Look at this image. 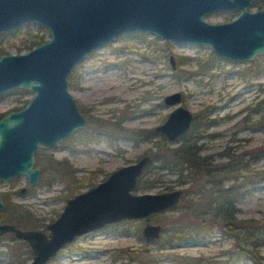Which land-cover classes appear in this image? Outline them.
I'll return each mask as SVG.
<instances>
[{
	"label": "rangeland",
	"instance_id": "1",
	"mask_svg": "<svg viewBox=\"0 0 264 264\" xmlns=\"http://www.w3.org/2000/svg\"><path fill=\"white\" fill-rule=\"evenodd\" d=\"M260 9L263 7L253 2L248 8L251 12ZM237 15L238 11L213 12L205 20L224 23ZM33 34L50 38L47 28L25 23L0 33V48L5 54L24 53L27 50L23 41ZM74 68L75 79L68 88L83 111L86 125L51 147L39 146L34 167L40 169V176L34 186L28 185L25 175L0 180L2 199L32 210L43 224L40 229L49 233L47 225L59 216L67 199L136 162L148 150L155 151L150 142L129 138L128 130L155 131L176 107L167 106L164 98L179 92L180 105L193 114V143L199 148V156L206 157L211 166H218L228 162L230 153L244 165L238 171L237 183L253 181L235 200L237 220H264V177H255L264 172V158L254 161L249 157L251 151L264 145V123L253 124L264 105V54L249 61H235L215 55L207 45L181 44L154 34L134 33L91 52ZM33 95L25 87L0 95V113L18 111ZM179 138L172 147L181 143ZM43 155L52 156V161H39ZM62 159L75 169L71 176L54 172L59 167L54 161ZM153 164L157 165L155 161ZM159 173L162 182L156 187L134 193H162L185 187L178 182L176 171ZM22 187L27 188L25 193L19 192ZM183 210L179 201L162 215H151L149 222L163 228ZM144 224L143 219L106 224L64 245L46 264H144L142 259H153L157 264H193L189 262L193 258L202 259L200 264H254L251 255L264 258V245L251 255L229 256L226 252L235 250L236 239L220 225L206 235L174 241L172 247L158 250L164 234L161 232L157 240H146L142 236ZM20 244L12 234L0 236V264H28L31 252Z\"/></svg>",
	"mask_w": 264,
	"mask_h": 264
},
{
	"label": "water",
	"instance_id": "2",
	"mask_svg": "<svg viewBox=\"0 0 264 264\" xmlns=\"http://www.w3.org/2000/svg\"><path fill=\"white\" fill-rule=\"evenodd\" d=\"M253 0H0V33L25 23L45 27L50 38L19 54L0 57V95L13 89L33 92L28 104L0 119V180L27 176L37 184L34 167L40 145L51 147L86 125L68 88L74 67L91 52L116 38L149 33L181 44L207 45L221 58L249 61L264 54V8L251 12ZM238 11L231 21L209 23L213 12ZM173 64V62H172ZM179 92L164 98L176 105L155 131L174 143L185 134L193 114L182 105ZM151 157L113 171L104 181L66 200L48 234L0 223V235L12 234L31 250L28 264H46L64 245L109 223L143 219L146 240L161 237L162 227L150 216L175 207L177 188L162 193L136 194L137 182ZM26 187L20 189L25 193ZM4 202L0 196V211Z\"/></svg>",
	"mask_w": 264,
	"mask_h": 264
},
{
	"label": "trees",
	"instance_id": "3",
	"mask_svg": "<svg viewBox=\"0 0 264 264\" xmlns=\"http://www.w3.org/2000/svg\"><path fill=\"white\" fill-rule=\"evenodd\" d=\"M253 5L258 6V8H264V0H254ZM47 40L42 34H33L24 40L23 44L25 50L28 51ZM4 54L5 52L0 48V56ZM75 75L76 69L74 68L68 78V87H72ZM28 102L29 100L25 101V105L19 108V110L24 108ZM80 111L83 112L81 109ZM5 115L7 114L0 113V119ZM89 123H92L90 119ZM263 123L264 105L262 106L260 118L253 124L263 125ZM209 125L207 124V127ZM128 131L129 138L136 141H148L155 150L152 152V149H150L145 153V155L151 154V160L145 167L143 174L139 177L136 190L156 187L158 182H162V175L159 173L161 170L176 171L178 182L185 186L182 189V196L180 198L184 210L180 216L164 224L162 228V233L164 234L163 244L158 250L172 247L174 241L206 235L215 225L225 228L226 233L233 235L236 239L235 250L233 252H226L229 256L236 253L251 255L253 251L264 245V220H237L236 218L238 210L234 206L235 200L238 196L244 194L245 190L253 183L252 180L251 183L249 180L246 184L237 183L239 179L238 171L244 167L241 160L233 159L234 156L227 153L228 162L218 164V166H211L207 162L206 157L199 156V148L195 147L193 143V133L195 132L193 123L190 130L179 138L181 143L176 147H172V143L168 142L164 136H161L154 130L134 129ZM43 156V159L38 158L39 161L44 159L48 162L52 161V156ZM249 157L254 161L263 159L264 145L251 151ZM153 161L157 165L153 164ZM54 163L56 166H59L54 171L57 174L71 176L73 171H75L66 159L54 161ZM45 170L46 168L44 172ZM255 175V177L258 175L264 177V172L256 173ZM226 182H230V184L225 187ZM3 201L4 208L0 212V223H10L16 227L25 229H38L42 227L43 224L40 218L25 205L11 203L6 198ZM164 212L154 215L160 216ZM138 237L142 239L140 234ZM21 243L20 245H24L25 247L26 244L24 242ZM251 257L254 264H260L264 260L263 257L259 258L258 255L256 258L252 255ZM185 261L187 260L185 259ZM201 261L202 259L199 258L189 260L193 264H200ZM140 262L144 264H157L153 259H147L146 261L142 259ZM223 264H227V261H224Z\"/></svg>",
	"mask_w": 264,
	"mask_h": 264
},
{
	"label": "flooded vegetation",
	"instance_id": "4",
	"mask_svg": "<svg viewBox=\"0 0 264 264\" xmlns=\"http://www.w3.org/2000/svg\"><path fill=\"white\" fill-rule=\"evenodd\" d=\"M4 55H5V54H4ZM0 57H1V56H0ZM79 110H80V109H79ZM80 112H81V111H80ZM2 200H3V199H2ZM3 202H4V201H3ZM3 208H4V207H3ZM2 210H3V209H2ZM2 210H1V211H2ZM1 211H0V212H1ZM59 215H60V214H59ZM49 224H50V223H49ZM49 224H48V225H49ZM48 225H47V226H48ZM14 226H15V225H14ZM19 228H20V227H19ZM21 229H25V228H21ZM35 230H41V231H43V230L40 229V228L35 229ZM43 232L46 233L45 231H43ZM46 234H48V233H46ZM4 235H5V234H4ZM0 236H2V235H0ZM13 237H14V236H13ZM14 238H15V237H14ZM15 239H16V238H15ZM21 242H23V241H21ZM24 243H25V242H24ZM25 244H26V243H25ZM26 246H28V245L26 244ZM28 248H29V247H28ZM29 250H30V248H29ZM30 252H31V250H30Z\"/></svg>",
	"mask_w": 264,
	"mask_h": 264
}]
</instances>
